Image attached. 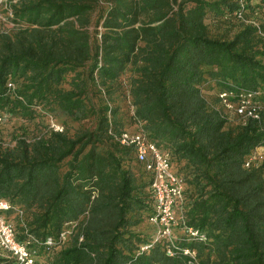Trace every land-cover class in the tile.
Segmentation results:
<instances>
[{"label": "trees", "instance_id": "16d2710c", "mask_svg": "<svg viewBox=\"0 0 264 264\" xmlns=\"http://www.w3.org/2000/svg\"><path fill=\"white\" fill-rule=\"evenodd\" d=\"M252 93L259 119L236 112ZM0 116L3 216L35 264H264V155L246 166L264 149V0L3 1ZM123 132L182 181L172 257Z\"/></svg>", "mask_w": 264, "mask_h": 264}, {"label": "built area", "instance_id": "2783aa9c", "mask_svg": "<svg viewBox=\"0 0 264 264\" xmlns=\"http://www.w3.org/2000/svg\"><path fill=\"white\" fill-rule=\"evenodd\" d=\"M6 0H0V3ZM258 93H252L243 97L239 106L236 108L238 114H247L253 119H259V103L256 101ZM220 98L226 102L227 94L222 93ZM227 107L231 106L227 104ZM2 118L0 116V123ZM50 127L54 131H61V127L51 123ZM119 142L123 146H131L134 148L135 155L138 161L145 164L148 171L153 174V183L151 190L154 196L153 214L149 218V223L154 227L153 241L161 243L165 248L168 256H173L176 248V238L174 230L180 226V219L175 213L176 204L181 201L183 194V184L181 179L175 175L170 166L169 156L161 152L157 146L145 139L139 133L123 132L119 137ZM264 155L263 148H257L251 153L246 166L259 163ZM10 208L9 204L0 201V248L13 257V264H35V259L27 248V244H22L16 241L13 231V226L6 221L3 212ZM186 233L190 236L198 234L192 228H187ZM50 245L51 242L47 241ZM150 245H145L140 248V252L147 250ZM182 255L188 258L187 264H201L198 262L195 252L183 249Z\"/></svg>", "mask_w": 264, "mask_h": 264}, {"label": "rangeland", "instance_id": "374dc122", "mask_svg": "<svg viewBox=\"0 0 264 264\" xmlns=\"http://www.w3.org/2000/svg\"><path fill=\"white\" fill-rule=\"evenodd\" d=\"M50 123H54V122L51 120ZM153 233H154V232H153Z\"/></svg>", "mask_w": 264, "mask_h": 264}]
</instances>
